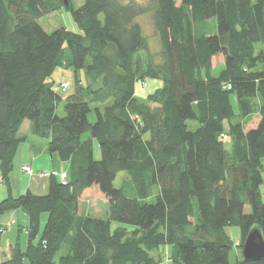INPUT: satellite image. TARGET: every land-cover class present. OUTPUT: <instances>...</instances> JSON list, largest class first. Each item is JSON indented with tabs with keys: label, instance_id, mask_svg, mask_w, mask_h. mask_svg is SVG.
I'll list each match as a JSON object with an SVG mask.
<instances>
[{
	"label": "trees",
	"instance_id": "trees-1",
	"mask_svg": "<svg viewBox=\"0 0 264 264\" xmlns=\"http://www.w3.org/2000/svg\"><path fill=\"white\" fill-rule=\"evenodd\" d=\"M67 1L0 0V184L25 120L68 162L64 178L47 173L46 192L0 199V215L28 217L25 247L16 242L0 264H162L161 248L172 264H229L227 226H240V250L252 226L264 238V0ZM60 7L79 32L39 24ZM61 63L83 71L65 96L49 80ZM147 79L160 85L140 96L135 84ZM91 186L107 199L105 218L79 212Z\"/></svg>",
	"mask_w": 264,
	"mask_h": 264
},
{
	"label": "rangeland",
	"instance_id": "rangeland-1",
	"mask_svg": "<svg viewBox=\"0 0 264 264\" xmlns=\"http://www.w3.org/2000/svg\"><path fill=\"white\" fill-rule=\"evenodd\" d=\"M125 1H129V0H125ZM133 1H136L138 3H142V2L144 3L147 0H133ZM72 2L74 7H76L82 2V0H72ZM38 22L46 31H51L58 27H65L66 29L76 32L80 31L76 23L73 21L70 12L65 7H60L50 13L41 16L38 19ZM140 22L150 50L152 52H156L159 47V42L156 34H154V29L151 20L147 16H142L140 18ZM204 25L206 27L205 30L207 32L213 31L215 25V19L214 18L208 19ZM261 44L262 45L259 44L258 47H261L264 51V43ZM214 68H215V72L220 70V65L218 64L217 61L214 62ZM82 72H83L82 70H78L77 72H75L74 69L69 67L67 64L61 63L54 68L49 80L53 82V85L55 87L57 86L56 89L57 92L61 94V96H65L66 94L71 93L73 91L74 81L76 78L81 79ZM63 81H67L69 83V86L64 91L58 88L59 84L62 83ZM145 82H146L145 86H143L140 83V81H137L135 84V91L140 96L147 95L148 93L152 92L156 87H158V83L150 79L145 80ZM57 113L60 115L63 113L61 107L57 109ZM87 117L90 122H93L95 119V111L91 109L88 112ZM28 124H29L28 120H25L24 125L19 130V135L24 136L25 138L19 142L13 161H15L16 158L18 159L20 158V155L18 154L23 152V150H28L27 149L28 147H26L25 145L32 144L31 145L32 148H34L35 151L38 152L37 154L38 158L36 159V161H34L32 165L33 166L32 169L36 171L40 170L37 172V174L46 176L47 173L52 171L49 170L50 168H52V166L50 164L48 153L47 152L40 153V152L43 150V146L47 143V139L33 135L30 132L29 127L27 126ZM190 124L192 125L194 123L191 122ZM89 136L90 133L87 132L83 135V138ZM226 146L229 147L228 142L226 143ZM99 157H100L99 146L97 141L93 139V158L98 159ZM263 164H264V159H263ZM41 169H46V170H41ZM15 170L16 173H18L16 167ZM15 175L17 176V174ZM262 175H263V182L260 184L259 190L261 192V198L264 200V173ZM0 177H1V173H0ZM126 178H127L126 172L124 171L119 172L114 180V186L116 187L121 186ZM0 190H5L6 194L4 195H7L8 193L7 184L2 182L0 184ZM82 200L84 202V205H82V207L84 208L86 213L101 218H105L107 216V202L103 201L102 195L98 191L97 187H91L87 189L82 196ZM248 210H249L248 205H245V211ZM46 218H47V214L43 213L40 220V231L42 229L44 222L46 221ZM3 221L4 224L8 223V225L3 226L4 230L0 236V262L10 257L11 249L16 242L18 243L17 245L20 248H24L28 240V236L25 231L26 226L28 224V217L24 211L18 209L15 210L13 213H7L6 217H3ZM115 225L116 223L112 222L111 227L113 228L115 227ZM225 229L233 241V247L229 252V264H235L237 258L242 257L241 250L236 246V244L240 240L241 229L240 226L238 225H229ZM160 252L162 256V264H172V261L169 257L170 251L168 250V248H165V250Z\"/></svg>",
	"mask_w": 264,
	"mask_h": 264
},
{
	"label": "crops",
	"instance_id": "crops-1",
	"mask_svg": "<svg viewBox=\"0 0 264 264\" xmlns=\"http://www.w3.org/2000/svg\"><path fill=\"white\" fill-rule=\"evenodd\" d=\"M220 68H221V65H220ZM213 70L215 71V68H213ZM154 82H157V81H154ZM157 83L159 86L160 82H157ZM24 123H25V121L23 122L22 126L24 125ZM27 126L29 127V124ZM31 145L32 144L25 145L26 147H28L27 148L28 150H23V152L18 154V155H20V158L19 159L16 158L15 161L12 162V169L8 174V189H10L12 191V193L15 195H17L19 193H23L27 189H29L31 192L36 193V194H42V193L46 192V190H47L48 181H49L48 177L38 175L37 172L40 170L36 171V170L32 169L33 170L32 175H27V174H24L20 171V166L23 163H28L31 165V168H33L32 165H33L34 161H36V159L38 158L37 157L38 152H36L35 149L32 148ZM44 152L48 153V157L50 159V164L52 166V168H50L49 170L55 169V170H58L61 172H67L68 162L61 160L59 155L56 152L49 153L47 151V143L43 146V150L40 153H44ZM15 167L17 168L18 173H16ZM41 170H46V169H41ZM15 174H17V176ZM91 187H95V186H91ZM91 187H89V188H91ZM89 188H86L82 192V194L79 198V212H81V213L82 212L86 213L84 208L82 207V205H84V202L82 200V196H83L84 192ZM5 192H6L5 190H0V198H3L5 196L4 195V194H6ZM101 195H102L103 201L107 202V199L104 197V195L102 193H101ZM15 210H18V209H15ZM15 210H12V211H9V212H6V213L0 215V224L4 225L3 217H6L7 213H13ZM10 215H12V214H10ZM163 249H165V248H163Z\"/></svg>",
	"mask_w": 264,
	"mask_h": 264
},
{
	"label": "water",
	"instance_id": "water-1",
	"mask_svg": "<svg viewBox=\"0 0 264 264\" xmlns=\"http://www.w3.org/2000/svg\"><path fill=\"white\" fill-rule=\"evenodd\" d=\"M67 5L68 1L64 0ZM241 256L245 261H255L264 257V238L259 226H252L241 246Z\"/></svg>",
	"mask_w": 264,
	"mask_h": 264
},
{
	"label": "built area",
	"instance_id": "built-area-1",
	"mask_svg": "<svg viewBox=\"0 0 264 264\" xmlns=\"http://www.w3.org/2000/svg\"><path fill=\"white\" fill-rule=\"evenodd\" d=\"M68 86H69V83L67 81H63L62 83L59 84L58 88L61 89V90H66V88ZM227 87H229V84L227 85ZM21 171L24 174H27V175H31L32 174L31 167L28 164H26V163L21 165ZM52 174H58V175H60L61 178H64V176H65V173L61 172V171H53ZM0 181H1V178H0Z\"/></svg>",
	"mask_w": 264,
	"mask_h": 264
}]
</instances>
